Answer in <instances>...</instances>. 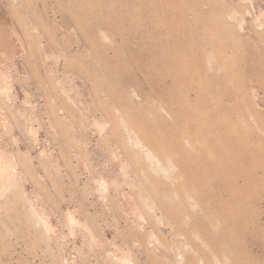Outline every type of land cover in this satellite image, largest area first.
<instances>
[{
	"label": "rangeland",
	"instance_id": "1",
	"mask_svg": "<svg viewBox=\"0 0 264 264\" xmlns=\"http://www.w3.org/2000/svg\"><path fill=\"white\" fill-rule=\"evenodd\" d=\"M125 263L264 264V0H0V264Z\"/></svg>",
	"mask_w": 264,
	"mask_h": 264
},
{
	"label": "bare ground",
	"instance_id": "2",
	"mask_svg": "<svg viewBox=\"0 0 264 264\" xmlns=\"http://www.w3.org/2000/svg\"><path fill=\"white\" fill-rule=\"evenodd\" d=\"M163 167H164V166H163ZM159 168H160V167H159ZM164 168H165V167H164ZM121 259H122V258H121ZM121 259H120V260H121ZM123 259H124V258H123ZM124 260H125V259H124ZM126 261H127V260H126ZM123 262H125V261H123ZM127 263H128V261H127ZM125 264H126V263H125ZM131 264H132V263H131Z\"/></svg>",
	"mask_w": 264,
	"mask_h": 264
}]
</instances>
